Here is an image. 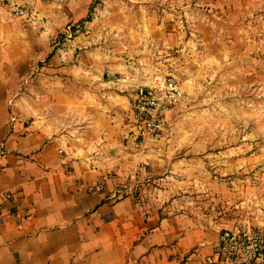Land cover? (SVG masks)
<instances>
[{"label": "crops", "instance_id": "1", "mask_svg": "<svg viewBox=\"0 0 264 264\" xmlns=\"http://www.w3.org/2000/svg\"><path fill=\"white\" fill-rule=\"evenodd\" d=\"M115 2L86 21L92 0H0V264H206L224 230L264 233V214L233 211L228 181L204 183L173 132L215 59L187 69L151 8ZM162 74L179 101L141 137L130 103Z\"/></svg>", "mask_w": 264, "mask_h": 264}, {"label": "rangeland", "instance_id": "2", "mask_svg": "<svg viewBox=\"0 0 264 264\" xmlns=\"http://www.w3.org/2000/svg\"><path fill=\"white\" fill-rule=\"evenodd\" d=\"M92 1L86 21L92 19L93 6L104 8L114 0ZM136 1L151 8L154 20L165 29L179 35L178 52H169H176L187 69L200 68L193 59L202 61L208 54L215 59L210 71L208 66L204 73L201 68L199 82L188 90L190 97L172 113L178 123L173 132L187 137L182 150L197 153L189 160L199 165L204 183L228 181L233 211L248 219L262 216L264 0ZM29 7L20 2L14 5L13 15L26 17ZM168 77L173 76L162 74L156 82L163 84Z\"/></svg>", "mask_w": 264, "mask_h": 264}, {"label": "built area", "instance_id": "3", "mask_svg": "<svg viewBox=\"0 0 264 264\" xmlns=\"http://www.w3.org/2000/svg\"><path fill=\"white\" fill-rule=\"evenodd\" d=\"M71 38L72 27H68ZM179 84L168 77L156 93L140 94L130 103L133 120L141 137L154 138L164 126L165 118L179 101ZM2 209H0L1 214ZM264 254V233L256 228L224 230L220 240L206 257V264H256Z\"/></svg>", "mask_w": 264, "mask_h": 264}]
</instances>
